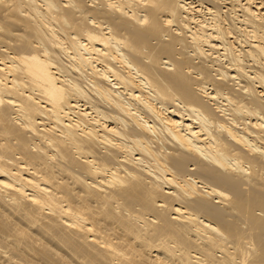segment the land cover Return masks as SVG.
Here are the masks:
<instances>
[{
	"label": "bare ground",
	"instance_id": "6f19581e",
	"mask_svg": "<svg viewBox=\"0 0 264 264\" xmlns=\"http://www.w3.org/2000/svg\"><path fill=\"white\" fill-rule=\"evenodd\" d=\"M0 264H264V0H0Z\"/></svg>",
	"mask_w": 264,
	"mask_h": 264
}]
</instances>
